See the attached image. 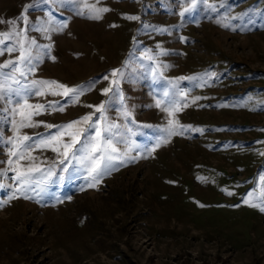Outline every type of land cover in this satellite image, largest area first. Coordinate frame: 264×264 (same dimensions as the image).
Returning a JSON list of instances; mask_svg holds the SVG:
<instances>
[{
  "label": "rangeland",
  "instance_id": "obj_1",
  "mask_svg": "<svg viewBox=\"0 0 264 264\" xmlns=\"http://www.w3.org/2000/svg\"><path fill=\"white\" fill-rule=\"evenodd\" d=\"M86 5L108 11L92 19ZM20 29L39 57L21 84L86 88L78 102L22 94L65 109L34 119L65 124L103 103L91 123L118 126L106 138L123 163L88 187L83 166L62 171L55 152L30 150L58 166L25 199L7 163L12 117L0 111V264H264V0H0V33ZM170 121L191 127L169 136ZM21 132L29 143L48 134Z\"/></svg>",
  "mask_w": 264,
  "mask_h": 264
},
{
  "label": "snow or ice",
  "instance_id": "obj_2",
  "mask_svg": "<svg viewBox=\"0 0 264 264\" xmlns=\"http://www.w3.org/2000/svg\"><path fill=\"white\" fill-rule=\"evenodd\" d=\"M194 3L195 0H193ZM86 7L91 9L93 14L89 18L92 19H99L100 13L108 11L106 8H96L92 5H86ZM188 10L185 9V11ZM181 14L183 15V13ZM24 19L25 23H27L26 17ZM129 19H137V17H129ZM64 26L66 27V25ZM25 32L26 29H20L18 31L14 30L12 32L0 33V45H4L6 41H10L13 38L16 41L10 47L0 48V55H3L5 51L8 53L19 51V55L15 60L9 59L3 64H0V102L7 101L12 105L10 108L0 109V111L7 112L12 117L15 135L8 139V143L12 147L9 150L7 163L9 169L15 173L13 179L16 181V191L23 198L31 199L27 195L29 191H35L57 175L55 172V168L58 166L57 162L53 161L51 166L42 168L36 163L38 158L31 155L30 150L35 149L55 152L58 157V164L65 165L62 171H67V165L72 164L73 161L83 166L91 179V182L87 186L95 187L104 175L110 174L111 171L119 166L115 163L116 161H120L121 164L123 163L120 150L113 144L111 139L106 138L111 129L118 126L110 125L100 127L99 121L95 124L91 123L93 116L97 112L102 114L104 109L103 103L98 106H89L95 107L94 113L65 124L53 125L34 119V117L41 115L48 109L61 112L65 109L63 106H60L59 101H49L47 104H32L28 102L27 98H23L21 102L20 97L22 94L25 97L28 95L44 96L50 94L78 102L79 96L83 94L86 88L82 86L69 87L55 80H33L30 86L21 84V79L26 76L27 72L34 71V61L39 62V57L34 56L32 51L36 42L34 39L26 37ZM4 69H8V71L5 72ZM120 72V69H115L112 75L115 77ZM212 75L215 74L213 73ZM113 83L115 84L117 81L113 80ZM37 85L39 87H36ZM87 87H90V85ZM109 91H111L110 88L103 89L105 94ZM157 106H159V102ZM175 111H180V109L176 108ZM84 124L88 125V129L81 127ZM41 125L48 130V134H37L34 143H29L34 138L27 134H22L21 130L24 128L40 127ZM185 127L190 128L191 126L179 125L176 121H170L168 135L182 134V130ZM53 129L56 131L52 132ZM89 129L94 131V136L89 135ZM192 130L200 131V129L195 128ZM124 155L126 156L127 152ZM131 159L135 160L136 158L132 157ZM20 161H29V163L21 164ZM13 164H16V167L13 168ZM9 169L0 170V176L6 175ZM35 174H40L41 179L38 181L34 179ZM58 179L62 180L63 176H59ZM4 186L0 184V187ZM81 190L84 189L81 188ZM12 198H16L15 192ZM67 199L71 200V196L67 197ZM4 203H8V201H4ZM244 203L247 204L249 201L245 200ZM262 203H264V200H262Z\"/></svg>",
  "mask_w": 264,
  "mask_h": 264
}]
</instances>
